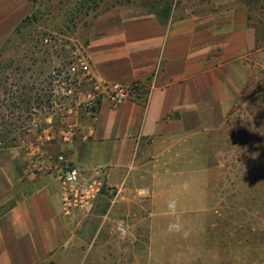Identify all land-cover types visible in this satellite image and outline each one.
Returning a JSON list of instances; mask_svg holds the SVG:
<instances>
[{"label": "crops", "instance_id": "obj_1", "mask_svg": "<svg viewBox=\"0 0 264 264\" xmlns=\"http://www.w3.org/2000/svg\"><path fill=\"white\" fill-rule=\"evenodd\" d=\"M35 9L30 0H0V41ZM222 11L166 24L121 9L99 18L85 49L93 77L150 93L119 109L104 97L95 117L65 118L0 150V264H198L179 255L195 252L198 218L168 209L204 212L206 134L233 123L250 103L242 98L254 70L264 69L250 6ZM59 155L102 185L91 213L64 214Z\"/></svg>", "mask_w": 264, "mask_h": 264}, {"label": "rangeland", "instance_id": "obj_2", "mask_svg": "<svg viewBox=\"0 0 264 264\" xmlns=\"http://www.w3.org/2000/svg\"><path fill=\"white\" fill-rule=\"evenodd\" d=\"M35 1L36 16L0 41V150L65 118L92 117L89 87L67 70L76 57L86 56L96 22L120 9L153 15V9L166 6V0ZM172 1L174 19L246 4L252 25L264 37V0ZM242 101L250 103L235 110L225 131L206 134L199 163L205 168L204 212L176 205L168 209L169 217L198 218L201 238L189 244L195 252L179 253L196 257L198 264H264V69L254 70Z\"/></svg>", "mask_w": 264, "mask_h": 264}, {"label": "built area", "instance_id": "obj_3", "mask_svg": "<svg viewBox=\"0 0 264 264\" xmlns=\"http://www.w3.org/2000/svg\"><path fill=\"white\" fill-rule=\"evenodd\" d=\"M67 71L70 76L80 78L81 82L84 81L89 87L87 107L93 116L98 113L104 97L108 99L114 109H119L126 102H141L150 93L148 88L141 83L115 84L112 86L100 83L93 77L90 61L85 55L76 57ZM56 162L61 171L60 180L63 188L64 214L72 216L77 211L85 214L91 213L103 189L102 185L90 180H83L80 171L67 156L59 155ZM33 166L35 168L37 165L34 163ZM110 193L114 199L119 200L123 191L112 188Z\"/></svg>", "mask_w": 264, "mask_h": 264}, {"label": "trees", "instance_id": "obj_4", "mask_svg": "<svg viewBox=\"0 0 264 264\" xmlns=\"http://www.w3.org/2000/svg\"><path fill=\"white\" fill-rule=\"evenodd\" d=\"M35 6H36V1L35 0H30ZM153 3H157L159 4V1L158 0H155L153 1ZM165 4L166 6H164L162 9H159V10H156V9H153L152 12H153V15L158 18V20L161 22V23H169L171 22L172 20L174 21V15H173V8H172V4H173V1L171 3H168V0L165 1ZM36 11V10H35ZM36 12H34V14L27 18L22 24H25L27 21H29L32 17H35Z\"/></svg>", "mask_w": 264, "mask_h": 264}]
</instances>
